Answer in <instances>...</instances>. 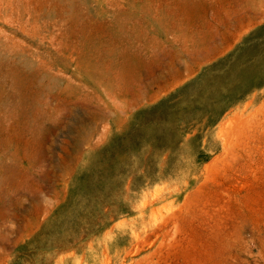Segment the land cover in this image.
I'll return each mask as SVG.
<instances>
[{"label":"rangeland","instance_id":"1","mask_svg":"<svg viewBox=\"0 0 264 264\" xmlns=\"http://www.w3.org/2000/svg\"><path fill=\"white\" fill-rule=\"evenodd\" d=\"M0 264H264V0H0Z\"/></svg>","mask_w":264,"mask_h":264}]
</instances>
